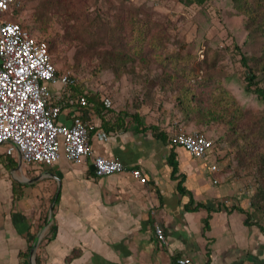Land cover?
<instances>
[{
	"label": "crops",
	"instance_id": "crops-1",
	"mask_svg": "<svg viewBox=\"0 0 264 264\" xmlns=\"http://www.w3.org/2000/svg\"><path fill=\"white\" fill-rule=\"evenodd\" d=\"M49 89V104L61 105L58 122L92 120L94 154L125 169L96 176L90 158L75 164L64 155L51 166L20 165L17 150L0 145V264L31 263L32 248L40 264H176L179 258L189 264H264V216L252 211L240 182L224 179L220 153L194 157L170 144L169 128L154 130L107 110L99 117L86 92L60 83ZM81 97L84 103H67ZM50 190L53 215L42 218ZM155 224L163 228L164 243L155 237Z\"/></svg>",
	"mask_w": 264,
	"mask_h": 264
},
{
	"label": "rangeland",
	"instance_id": "rangeland-1",
	"mask_svg": "<svg viewBox=\"0 0 264 264\" xmlns=\"http://www.w3.org/2000/svg\"><path fill=\"white\" fill-rule=\"evenodd\" d=\"M20 2L12 20L23 22L47 40L59 71L78 72L77 90L107 101V113L112 117L138 116L146 126L169 128L171 133L179 129L205 133L214 142L213 150L220 153L218 166L224 179L240 182L252 211L264 216V162L259 158L264 143L251 136L246 141L237 139L222 123L196 126L181 114L176 90L168 89L170 81H164L165 72L181 75L184 69L191 78L200 71L190 81L205 104L212 103L211 96L218 92L215 88L222 85L235 96L245 115L254 117L252 121L240 120V130L247 134L256 122L257 129L264 127V102L258 99L255 85L250 86L241 62L243 54L248 60L258 54L259 45L230 0H211L200 6L188 5L185 0ZM123 52L134 61L125 65V71L120 63L115 72L116 54L123 56ZM255 82L264 90L262 76ZM7 149L16 158L14 148ZM19 174L14 173L15 177ZM47 196L39 211L42 218L53 215L52 190Z\"/></svg>",
	"mask_w": 264,
	"mask_h": 264
},
{
	"label": "built area",
	"instance_id": "built-area-1",
	"mask_svg": "<svg viewBox=\"0 0 264 264\" xmlns=\"http://www.w3.org/2000/svg\"><path fill=\"white\" fill-rule=\"evenodd\" d=\"M20 7V0H0V145H12L24 164L51 166L64 155L75 164L90 158L96 176L123 172L122 162L92 151V120L77 121L71 126L58 122L61 105L49 104V85L73 87L78 77L70 70L57 72L46 41L6 18ZM76 102L84 103L85 98L67 100L70 105ZM169 142L197 158H205L214 148L213 140L206 135L182 129L173 132ZM211 169L217 167L212 165ZM131 174L146 182L139 169L131 170ZM154 234L158 242L164 243L161 225H154ZM176 264H189V260L179 258Z\"/></svg>",
	"mask_w": 264,
	"mask_h": 264
},
{
	"label": "trees",
	"instance_id": "trees-1",
	"mask_svg": "<svg viewBox=\"0 0 264 264\" xmlns=\"http://www.w3.org/2000/svg\"><path fill=\"white\" fill-rule=\"evenodd\" d=\"M185 1L188 5L195 4L200 6L210 2L211 0ZM230 1L233 5V8L245 18L244 22L248 28V33L252 35L253 40H255V42L259 45L258 54L251 57L250 60H248V58L243 54L241 55V62L243 63L246 69V77L251 83L250 86L255 85V92L257 93L258 99L264 102V90L258 87L257 82H255L259 75L264 78V3H262V0H256L255 4L253 5L248 4L247 0ZM16 11H19V9ZM18 23L22 27L30 31L33 35L38 36L39 38L46 41L48 50L50 52L49 44L45 38L35 34L34 31H32L23 22L20 21ZM52 61L55 66V62L53 59ZM131 61H134V58H132V56H129V54H127L126 52H123V56L117 53L116 59L114 60L115 63H113V65H115V72L118 71L120 63L123 64V71H125V65ZM140 61L144 62L145 58L141 57ZM55 69L57 72H61L56 68V66ZM133 69L134 68L132 66L130 70ZM66 70L73 71L77 75L78 82L75 86L72 87V89L77 90L76 87L79 85L78 72L73 69ZM199 72L200 71H195L191 78H197L199 76ZM181 73V75H178L165 72L164 81H170L169 87H167L168 89L176 90L180 112L186 119H188L189 121H193L194 124L198 127H207L212 123H222L226 126L227 130L231 133V135L237 139L241 138L242 140L246 141L251 136V138L255 139L257 143L258 141L264 143V127L262 129H257V122H252L254 124L250 127V131L247 134H244V130L243 132L240 130V120L245 119V121H252L254 117L245 115L244 110L238 104L235 96L228 89H226L222 85H218L219 87L215 88L218 91L217 94H213L211 96V99L213 100L212 103L205 104V102L202 100V94L197 92L198 90L196 84L191 83V78L185 74L184 69H181ZM164 86L165 84L162 85V88ZM79 91H81V89ZM81 92H86V99H88V96L91 97L92 100H90V102L92 103V105L95 106V112L99 115V117H101L99 112L109 110L108 106L105 105V101L101 100L99 97H97V95L95 96V94H90L84 89H82ZM219 103H223V106H219ZM131 119H134L137 124H141L138 116H132ZM151 128L155 130L157 127L151 126ZM202 134L206 135L205 133ZM259 158L264 162V151L260 153ZM23 256L25 257V259H27L29 256V252L24 253ZM35 262L36 264H40L38 257H35ZM25 264L31 263L26 261Z\"/></svg>",
	"mask_w": 264,
	"mask_h": 264
},
{
	"label": "water",
	"instance_id": "water-1",
	"mask_svg": "<svg viewBox=\"0 0 264 264\" xmlns=\"http://www.w3.org/2000/svg\"><path fill=\"white\" fill-rule=\"evenodd\" d=\"M52 211H53V208H52V206H51V208H50V213H52ZM51 217H52V216H51ZM33 254H34V250H33V248H32V250H31V258H30V259H31V264H34L33 261H32L33 258H34V255H33Z\"/></svg>",
	"mask_w": 264,
	"mask_h": 264
}]
</instances>
